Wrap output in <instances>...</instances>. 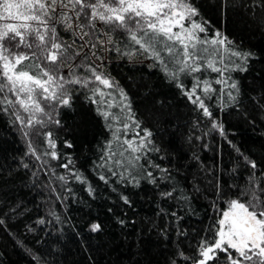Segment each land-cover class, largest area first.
Returning a JSON list of instances; mask_svg holds the SVG:
<instances>
[{
  "label": "trees",
  "instance_id": "trees-1",
  "mask_svg": "<svg viewBox=\"0 0 264 264\" xmlns=\"http://www.w3.org/2000/svg\"><path fill=\"white\" fill-rule=\"evenodd\" d=\"M191 2L199 10L197 19L207 22L209 39L219 31L232 42V50L251 53L246 62L230 57L246 71L224 73L225 79L231 77L238 84L236 101L213 95L205 100L212 117L204 116L160 68L129 64V56L121 54L128 51L127 37L114 33L111 38L121 49L122 61L112 63L108 74L128 95L140 123L134 131L140 136L142 129L150 131L149 148L159 149L146 151L140 161L157 183L142 179L139 186L118 182L117 176L96 166L100 146L110 133L82 91L74 95L71 109H59L61 126H49L55 149L49 148L43 135H32L18 121L13 122L14 116L0 111V264H192L180 253L198 256L199 242L212 235L209 229L218 210L249 186L253 174L264 187V0ZM100 24L107 33V27ZM60 34L67 43L71 41L70 32L61 30ZM221 52L233 68L229 53ZM136 55H144L153 65L145 54ZM70 70L63 68L62 72L67 75ZM194 76H181L186 89L196 82ZM203 78L214 80L218 74L209 71ZM212 86L225 93L230 90L227 84ZM197 94L203 96L200 89ZM214 122L222 129L213 128ZM46 151H56L60 159L43 155ZM244 157L255 161L257 168H251ZM69 158L73 165L61 167ZM72 172H79L86 182L77 181ZM101 174L107 183L100 180ZM173 185L190 198L188 203L161 197ZM92 223H99L101 230L91 232Z\"/></svg>",
  "mask_w": 264,
  "mask_h": 264
},
{
  "label": "snow or ice",
  "instance_id": "snow-or-ice-1",
  "mask_svg": "<svg viewBox=\"0 0 264 264\" xmlns=\"http://www.w3.org/2000/svg\"><path fill=\"white\" fill-rule=\"evenodd\" d=\"M199 16V10L191 0H0V111L14 116L13 122L18 121L32 135H43L49 148L55 149L54 132L49 126H61L57 118L59 109H71L74 95L82 91L85 100L95 106L94 111L104 120L110 133L100 146L96 166L106 169L111 176H117L118 182L126 181L139 186L144 179L156 184L157 178L140 161L146 151L159 149L149 148L152 144L148 139L152 135L150 131L142 129L143 136L134 131L140 128V123L134 117L127 93L110 74L102 70L101 65L88 63L90 58L86 54L78 64L73 65V61L81 57L84 47L95 49L97 41L103 43L96 36V25L102 23L107 27L108 43L114 45L109 50L121 53L111 37L117 32L123 34L127 37L124 44L128 51L122 52V55L145 54L153 61L152 66L160 68L166 78L175 82L183 94L202 110L204 116L211 118L212 112L205 103L206 99L211 100L213 95H218L223 100L227 95L235 102L239 94L237 82L231 77L225 79L224 73L247 70L231 61L230 57L236 56L246 62L251 53L232 50V42L219 31L209 39L206 35L207 22L198 20ZM61 30L72 34L74 39L71 44L63 39ZM75 38L85 41L80 49L73 47ZM221 49L229 53V63H233V68L225 63ZM66 66L71 69L67 75L62 72ZM80 68L83 73L76 71ZM209 71L217 73L218 78H203V74ZM195 73H201V76L195 77ZM182 75L194 76L196 82L190 89L185 88ZM213 83L227 84L230 90L225 93L224 89L214 88ZM197 89L202 91L203 96L197 94ZM231 90H235L236 95ZM212 126L222 129V125L215 122ZM45 128L49 130L43 132ZM130 132L133 133L131 138ZM24 134L27 136L30 133L26 131ZM65 143L72 147L71 143ZM29 148L35 155L31 143ZM43 155L60 159L56 151H46ZM36 158L39 160L40 156ZM244 159L251 168H257L255 161L248 157ZM70 165L73 161L69 158L60 166L69 169ZM149 165L168 172L158 164L149 162ZM71 175L81 183L86 182L79 172H72ZM57 178L66 181L64 176ZM99 178L108 182L104 174ZM89 191L91 193V188ZM160 195L185 203L190 199L175 185ZM122 199L129 203L126 196ZM226 203V208L218 210L219 215L210 225L212 235L200 240L198 256L187 257L182 252L180 256L191 260L192 264H264V187L260 186L255 174L249 178V186L241 188ZM100 230L99 223L90 225L91 232ZM220 253L224 256L221 257Z\"/></svg>",
  "mask_w": 264,
  "mask_h": 264
},
{
  "label": "rangeland",
  "instance_id": "rangeland-1",
  "mask_svg": "<svg viewBox=\"0 0 264 264\" xmlns=\"http://www.w3.org/2000/svg\"><path fill=\"white\" fill-rule=\"evenodd\" d=\"M96 36L99 37L100 41H103L101 44L99 41H97V46L95 49H91L90 47H84L82 49L81 55H87L90 59L91 64L93 66L95 65H101V68L104 72L108 73V68L112 63H119L122 61V58L120 57L119 53L115 50H109L113 49L114 45L108 43L109 36L106 35V31L103 25H101L99 22L96 25ZM74 37L72 36L71 41L68 43L71 44ZM76 39V44L73 45L74 48L80 49V46L85 43V41H81L79 38ZM87 40V38H85ZM113 40V39H112ZM114 41V40H113ZM115 42V41H114ZM117 45V43L115 42ZM95 52V55H92V53ZM98 57L100 59H98ZM127 62L131 65H144L147 68H152L151 63L145 58L144 55H134L129 57ZM67 67H64V70H66ZM26 115V114H24Z\"/></svg>",
  "mask_w": 264,
  "mask_h": 264
}]
</instances>
